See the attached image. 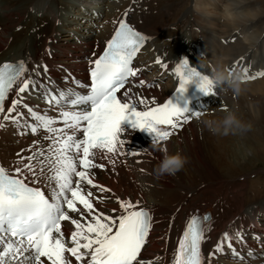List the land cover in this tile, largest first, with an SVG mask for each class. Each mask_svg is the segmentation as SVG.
I'll return each mask as SVG.
<instances>
[{
    "label": "bare ground",
    "instance_id": "1",
    "mask_svg": "<svg viewBox=\"0 0 264 264\" xmlns=\"http://www.w3.org/2000/svg\"><path fill=\"white\" fill-rule=\"evenodd\" d=\"M78 1L84 3L96 1L100 6L93 8L94 6L89 3L92 9H84L82 6L89 5H81ZM185 2L182 0H0V63L23 59L29 73L37 81L36 90L30 87L29 92L22 94L23 102L35 111L57 116L60 112L57 108L43 103L40 97L42 94L39 90L40 85L49 87L54 93L57 88L63 90L72 88L83 93L86 89L83 87L86 84L83 70L87 67V61L101 47L116 20L121 15H125L132 25L143 30L148 36V41L153 43V50L148 51L149 43L145 46L147 50L144 54L148 55L145 59L143 57L135 59V62L141 64L144 69L151 68L160 72L162 77H169L170 66L175 60L197 45L200 50L198 57L201 60V69L211 76L218 67L227 71L233 69L240 71L244 82L241 84L239 94L236 95L242 98V103L245 102L246 112L244 109L223 108V105L229 103L231 92H234L227 85L219 84L216 86L218 101L208 105L212 99L206 100L207 104L199 109L201 111L199 115L184 122L180 129H175L166 141H160L158 148L152 146V133L132 127L127 121L124 122L118 126L117 135L124 142L119 151L104 158L96 150L93 156L94 164L103 165L107 169L92 167L87 169V172L94 184L102 187L101 180L95 176H126L131 180L139 177L140 180L151 182L152 188L146 198L145 191L135 183L130 184L132 202L138 201V206L147 208L153 217V230L146 238V244L140 254L141 259L150 261L151 264H171L187 217L208 210L211 216L206 222V239L202 242L204 264H217L212 258L209 261L207 250L217 254L214 252V245L224 232H228L233 237L231 240L233 248L246 259L244 264H264V178H259L264 173L253 170L255 172L253 176H258L260 180L250 181L249 176L254 172L248 171L253 167L252 160L255 157L264 160V143H260L264 141V109L257 105L258 99L264 102V76L257 75L258 72H264V0H251L250 6L259 4L261 11L246 24L235 28H225L221 24L218 18L220 7L218 0H202L205 8L201 12L193 11L192 0ZM75 4L82 10V14L73 13L79 16V19L74 21L75 18H63L65 12L72 11V9L65 10L63 6L72 8ZM84 14L85 19H82ZM24 15H27L26 19H23ZM101 16H105L109 21L104 24L103 29L97 31L92 26L99 23L103 26V22L96 20ZM83 20L89 22V26L84 24L89 29L80 33L78 28L82 27L80 22ZM66 21L74 22V29L68 26ZM66 25L67 32L69 30L75 32L62 33L66 31ZM17 26H20V29L23 27L22 33L15 29ZM187 27L190 31L189 35L186 34ZM173 30L178 32L175 34ZM242 33L247 35L246 40L241 38ZM57 35L62 38L61 41L51 39L52 36ZM68 52H73L75 58ZM155 55L159 56L160 63H153ZM34 67L37 72L31 71ZM141 79L142 77L136 78L129 83V86L125 85V90H130L134 96L144 97L149 101L154 100L156 103L172 90L169 80L159 87L152 85L144 87L138 85ZM77 81L81 84L80 88L73 87ZM225 86V91H220V88L223 89ZM14 96L13 89L8 99L9 105ZM119 97H123V91L119 92ZM143 107L138 105V109ZM19 110L24 114L21 124L24 119L33 122L32 118L27 116L26 109L21 106ZM226 110L234 112L243 123L253 128L247 135L254 143L250 149L251 155L242 149V145H233L231 132L228 135H214L205 127L204 120H219L225 115ZM202 116L204 118L201 120ZM54 126L60 125L56 123ZM46 134L44 130H41L40 134L24 132L22 126L18 129L11 121H4V126L0 128V165L9 170L16 166L13 162L18 155L11 153V160L6 156L12 147L17 146L15 142H21V146L16 147V150L19 149L21 151L19 155L25 157L29 155L27 154L29 145H32L34 140H39L46 148L48 141L42 139ZM159 149H164L168 153L180 152L186 156L184 169L189 176H179V171L175 175H156L154 169L164 154ZM24 151L27 152L23 153ZM135 159H137L136 163H134ZM109 160L114 163H109ZM192 172H196L197 176H191ZM201 176H210L211 181H197L193 184V181L200 179ZM224 176H235V178L228 179ZM26 178L31 181L30 176L26 175ZM75 179L73 177L74 181ZM52 183L54 186V181ZM229 183L236 187L234 197L233 195L231 197L233 200L231 207L223 202ZM259 184L261 185L258 189L256 186ZM37 186H40L46 195L49 194L50 188L43 181ZM109 186H111L109 191L97 189V192L118 195L122 193L120 195L122 199H127L124 189L115 187L112 182ZM89 187L85 182L83 192L86 193ZM246 187L247 189L244 190ZM104 188L107 189L106 186ZM176 192L179 194L177 219L174 223H167L160 228L161 219L157 215L158 211L167 199L177 196ZM115 202L118 204L117 201ZM109 203L108 207L113 205ZM69 215L73 219H79L76 213L69 212ZM248 225L254 226L252 231L248 230ZM72 230L74 225L70 220L62 222V231L68 246H71L68 238ZM237 231L242 232V241L234 238ZM223 247L224 251L218 253V256H231L232 251L227 245ZM149 250L155 253H147ZM157 253L160 254V259L154 261Z\"/></svg>",
    "mask_w": 264,
    "mask_h": 264
},
{
    "label": "snow or ice",
    "instance_id": "2",
    "mask_svg": "<svg viewBox=\"0 0 264 264\" xmlns=\"http://www.w3.org/2000/svg\"><path fill=\"white\" fill-rule=\"evenodd\" d=\"M144 40L143 34L120 19L103 52L91 62L94 66L90 68L91 85L86 95L72 88H57L54 93L40 85L39 90L50 107L90 104V110L68 111L61 107L57 116L35 111L23 102V93L30 87L37 89V81L23 59L0 63V114H3L0 127L4 121H11L18 129L22 126L24 132L40 134L44 130L47 134L42 139L48 141L45 148L39 140H34L29 145L33 151L27 157L17 154L11 173L0 166V264H151L140 258L152 227L149 210L139 207L138 201L117 197L120 214L105 215L94 208L92 192L82 190L86 182L101 191H109L94 184L87 169L104 167L93 163L96 150H103L106 156L119 151L124 143L117 135L122 119L127 118L132 127L152 133L154 141H166L183 122L189 121L190 115H199L186 114V109L169 99L156 103L125 90L126 81L138 73L132 66L133 57ZM156 62L160 63L159 59ZM44 70L46 73V66ZM174 72L179 77L177 91L183 92L185 84L193 78L197 87L212 91L211 79L189 67L187 61L182 59ZM257 75L264 76V72ZM139 83L143 85L145 81ZM13 89L15 96L5 111L6 97ZM120 91L123 97L118 96ZM138 105H143V109H138ZM21 106L33 122L24 119L21 124L24 115L19 110ZM57 121L63 122V126L55 127ZM77 132H82V138L77 137ZM109 163L114 162L109 160ZM41 181L50 188L49 194L34 186ZM69 212L79 213L80 219H73ZM69 220L74 225L68 238L71 246L62 231V222ZM208 220L206 214L187 217L171 264H204L201 245L206 239ZM234 238L242 241V232L237 231ZM232 239L228 232L222 233L214 252L224 251L223 246L227 245L234 257L243 259L233 248ZM213 254V251L207 253L209 261Z\"/></svg>",
    "mask_w": 264,
    "mask_h": 264
},
{
    "label": "rangeland",
    "instance_id": "3",
    "mask_svg": "<svg viewBox=\"0 0 264 264\" xmlns=\"http://www.w3.org/2000/svg\"><path fill=\"white\" fill-rule=\"evenodd\" d=\"M183 2H185V0H182ZM81 2V3H80ZM88 2H91V1H88ZM78 3H80L81 5H85L84 4V1H78ZM93 3V6H96V7H98L100 4L99 3H94V2H92ZM87 4V3H86ZM185 4H186V2H185ZM89 5V4H88ZM104 6H106V5H104ZM64 7V9L65 10H70V9H72V11H68L67 13L65 12V14H64V16H63V18H65V19H67V18H75V20L74 21H76V19H79V16H75V14H73V13H75V12H78V13H80V14H82V10H80V8H78L79 7V5L77 6V4H75L74 6H72V8H68V7H66V6H63ZM84 9L86 8V9H92V8H90V5L89 6H82ZM95 7V8H96ZM77 9V10H76ZM120 10H122V9H120ZM84 13V12H83ZM83 16V15H82ZM26 17H27V15H24L23 16V19H26ZM105 18V20H103ZM82 19H85V14H84V18H82ZM87 19V18H86ZM59 20V19H58ZM58 20H56V21H58ZM103 20V21H102ZM56 21H55V23H56ZM88 21H90V20H88ZM99 21H102L103 22V26H101L100 25V28H98L99 27V25L97 26V24L96 25H94L93 24V26L92 27H94L95 28V26H97V28H95V29H97V31H100L101 29H103L104 28V24H107L108 23V21H109V19L108 18H106L105 16H102L101 18H100V20ZM98 21V22H99ZM101 22V23H102ZM66 24H68V26H71L73 29H74V22H68V21H66L65 22ZM81 24L80 25H82V27H79L78 28V30L80 31V33L82 32V31H85L86 29H89V28H87L86 26H84V24L85 25H87V26H89V22H85L84 20H83V22H80ZM100 24V23H99ZM59 26H61V24H59ZM66 27H67V25L65 26V30H66ZM86 27V28H85ZM16 30H19L18 32L19 33H22L23 32V27H21V29H20V26H17L16 28H15ZM186 34L187 35H189V33H190V31H189V28L187 27L186 28ZM69 31H73V32H75L74 30H69ZM68 31V32H69ZM67 32V30L66 31H63L62 33H65V34H67L68 33ZM175 32V34H176V32H178L177 30H173V33ZM185 32V31H184ZM40 36H42V34H40ZM59 35H57V36H52L51 37V39H53L54 38V40L55 41H61V39L62 38H60V37H58ZM61 36V35H60ZM189 37V36H188ZM42 37H40V39H41ZM10 39V37L8 38V40ZM152 42L150 43V46L151 47H149V49H148V51H150V50H153V46H152ZM70 53V54H69ZM68 54L71 56V57H74L75 58V56H74V54H73V52H68ZM149 69H151V68H149ZM151 73H153L155 76H158V75H160L159 73L160 72H157V71H153V69H152V72ZM150 73V74H151ZM149 77H151V76H149ZM167 81V80H166ZM166 81L164 82V83H158V87L159 86H161V85H163V84H165L166 83ZM156 86V85H153L152 83L151 84H149V86ZM144 87H146V86H144ZM225 89H226V86L222 89L223 91H225ZM221 90V91H222ZM239 94V93H238ZM219 99V98H218ZM218 99L215 101V102H217L218 101ZM242 99V98H241ZM240 99V96L239 95H236V93H232L231 92V99L229 100V103H227V104H225V105H223V108H227V107H230V108H234L235 110H238V109H244V111L245 110H247V108H246V106L244 105L245 104V102H241L242 100ZM213 101V100H212ZM233 101V102H232ZM238 104V105H237ZM228 105V106H227ZM257 105H259V106H261L263 109H264V102H261V100H257ZM246 112V111H245ZM204 118V116H202L200 119L202 120ZM221 118V117H220ZM202 122V121H201ZM201 122H199V123H201ZM31 123V122H30ZM196 124H198V123H196ZM249 125V124H248ZM250 129H253L252 127H249L248 128V130L247 131H237V132H234V133H230L231 134V136H232V140H234L233 141V145H235V146H237L238 144H240V145H242L243 146V148L242 149H245L246 151H247V153L248 154H250L251 155V152H252V150H250L253 146H254V143H253V141L249 138V137H247V135L248 134H250ZM245 132V133H244ZM239 133V134H238ZM241 133V134H240ZM244 133V134H243ZM236 135V136H235ZM238 136V137H237ZM237 139V140H236ZM241 139V140H240ZM243 140V141H242ZM258 141H260V140H258ZM261 142H263L264 143V141H260V143ZM21 143V142H20ZM20 143H17V142H15L14 144L15 145H17V146H14V148L12 147L8 152H7V154H6V156L8 157V159L9 160H11L10 159V154L11 153H13V152H16V151H18V150H16V147H19V146H21V144ZM244 143V144H243ZM262 143V144H263ZM251 144V145H250ZM261 144V145H262ZM29 151H28V153L27 154H31V151H33V149H28ZM27 151H24L23 153H26ZM249 156V155H248ZM137 162V159H135L134 160V163H136ZM252 162H253V167H251L250 169H248V171L249 172H254L253 170H255V171H257V172H260V173H264V160L261 158V157H255L254 158V160H252ZM106 164H109V163H106ZM255 174V172L252 174V175H250L249 176V180L250 181H256V180H260L259 178L260 177H262V178H264V174H263V176H259V178H257L258 176H253ZM190 175L191 176H197V173L196 172H192V173H190ZM199 175H201V174H199ZM179 176H189L188 174H186L185 173V169H184V167L179 171ZM221 177V176H220ZM224 177H226V178H228V179H231V178H235V176H224ZM74 178H76V177H74ZM119 178H120V183H119V186H118V188H120L121 190L122 189H124L125 190V193L127 194V199L130 201V202H132V199H130V198H132L131 197V192H132V189H131V185L130 184H132V183H135L136 185H137V187H139L141 190H143V191H145V195L146 196H149V191H146L139 183H138V179H136V180H131V179H129V178H127L126 176H119ZM130 181V182H129ZM142 182H144V181H147V180H141ZM197 181H201V182H208V181H211V177L210 176H201V178L199 179V178H197V179H195L194 181H193V184H195ZM112 182L114 183V184H118V181H117V179L116 178H112ZM148 182H150V181H148ZM123 183V184H122ZM230 184V183H229ZM227 184V187H228V189H227V193H226V195H225V197H224V199H223V202L226 204V206H228V207H231L232 206V204H233V200L231 199V197H232V195H233V197H234V192L236 191L235 189H236V187L235 186H233L232 184ZM149 185V184H148ZM231 185H232V187H231ZM261 184H259L258 186H256L257 188L260 186ZM104 186H106V185H103V188H104ZM115 186V185H114ZM107 187V189L109 190L110 188H111V186H106ZM115 187H117V186H115ZM231 188V189H230ZM234 188V189H233ZM97 189H99V188H97V187H93V186H90L89 188H87L86 189V193L88 192V191H93L94 190V193H92V197L90 198L91 200H92V202H93V204H94V208L97 210L98 209V211L99 212H103L104 213V211H105V208L106 207H108L107 205L108 204H110L109 202H111V204H113L112 206H119V204H116V202L115 201H117V199H111L110 201H107V198L105 197V201H104V199H102V198H100V193L101 192H97ZM245 189H247V187L246 188H244V190ZM259 189V188H258ZM175 190V189H174ZM229 191V192H228ZM232 191V192H231ZM107 192V191H106ZM147 193V194H146ZM230 193V194H229ZM108 196H112L113 194H115V193H113V194H109V193H106ZM176 194H177V196L175 197H172V198H170V199H167V201H166V203H164L163 204V207L157 212L158 214V217H159V219H161L160 220V222H159V225H160V228H162L163 227V225H165V224H167V223H170L167 219H174V217H175V215H173L172 214V212H174L177 208H178V200H179V194H178V192H176ZM175 194V195H176ZM120 195H122V193H120L119 195L117 194L116 195V198L117 197H119L120 199H122V197L120 196ZM228 195V196H227ZM146 196H145V198H146ZM230 196V197H229ZM226 198H228V199H226ZM258 199V193H257V197H256V200ZM226 200L228 201V202H226ZM230 200V201H229ZM112 201H114V202H112ZM118 203V202H117ZM101 204H104L103 206L101 205ZM105 206V207H104ZM80 207V206H79ZM178 210V209H177ZM107 211H110V212H113L114 211V208H109V209H107ZM116 213H114L113 215H115ZM176 216H177V214H176ZM76 217H78L79 219H80V215H79V213H76ZM177 218L175 217V220H176ZM165 220H167V221H165ZM82 222H84L83 220H82ZM172 223V222H171ZM174 223V222H173ZM211 250H207V253L208 252H210ZM148 253V252H147ZM150 253H152V254H154L155 252H150ZM202 253H203V251H202ZM227 257H230V255L229 256H227ZM213 259H215V260H217L218 262L219 261H221V260H218V258H216L215 256H214V258ZM231 259H229V258H226L225 259V261H230ZM155 264H158V263H155Z\"/></svg>",
    "mask_w": 264,
    "mask_h": 264
},
{
    "label": "clouds",
    "instance_id": "4",
    "mask_svg": "<svg viewBox=\"0 0 264 264\" xmlns=\"http://www.w3.org/2000/svg\"><path fill=\"white\" fill-rule=\"evenodd\" d=\"M220 7L218 9V18L225 28H235L244 25L255 14L261 11L260 5H251V0H218ZM205 8L202 0H192V9L194 12H201ZM242 39H247V35L242 33ZM213 84H225L232 89L234 93H239L243 81V75L240 71L233 69L217 68L210 78ZM205 127L212 134L228 135L230 132L247 131L250 125L243 123L232 111H227L219 120H204ZM153 148H158L159 140L151 139ZM164 154L156 165L154 171L156 175H175L187 162V157L180 152L168 153L164 149H159Z\"/></svg>",
    "mask_w": 264,
    "mask_h": 264
}]
</instances>
